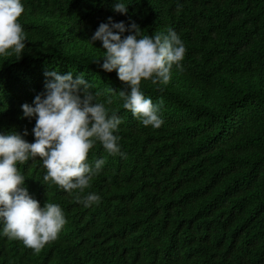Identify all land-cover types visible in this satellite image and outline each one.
<instances>
[{
	"label": "trees",
	"instance_id": "1",
	"mask_svg": "<svg viewBox=\"0 0 264 264\" xmlns=\"http://www.w3.org/2000/svg\"><path fill=\"white\" fill-rule=\"evenodd\" d=\"M117 2L127 14L113 11ZM21 3L26 47L18 60L0 56V134L27 129L34 142L36 117L21 105L45 90V71L71 72L121 118L123 155L90 149L91 166L105 160L82 194L101 197L90 207L75 201L78 190L44 182L39 158L18 164L32 198L60 205L67 222L37 254L0 221V264H264V0ZM110 16L135 21L141 36L172 29L184 43L183 71L173 65L167 85L141 81L161 105L158 129L122 107L126 86L100 67L106 50L90 37Z\"/></svg>",
	"mask_w": 264,
	"mask_h": 264
},
{
	"label": "clouds",
	"instance_id": "2",
	"mask_svg": "<svg viewBox=\"0 0 264 264\" xmlns=\"http://www.w3.org/2000/svg\"><path fill=\"white\" fill-rule=\"evenodd\" d=\"M113 11L127 14L125 3L112 5ZM179 9V6H178ZM24 12L21 0H0V56L17 60L26 47V35L18 18ZM129 19H131L129 17ZM142 29L132 21L115 22L108 17L100 23L90 41H101L106 51L100 67L105 72L116 70L118 79L126 86L119 91L122 107L131 111L144 126L160 128L164 123L159 115L161 105L153 104L140 90L142 80L153 85H167L171 80L173 65L183 71L182 61L186 48L172 29L167 34L141 36ZM128 32L127 35H124ZM99 64V59L94 61ZM44 91L32 103L21 105L23 117H36L32 129L34 142L26 141L14 131L0 134V221L2 234L11 240H20L26 247L39 253L46 244L55 241L66 224L60 205L40 202L32 198L24 187L25 177L17 165L39 158L46 174L44 182H51L68 192L78 190L74 199L90 207L99 204L101 197L89 192L91 181L102 170L104 159L88 163V153L99 142L110 155H123L118 143L121 118L103 103H94L98 93L83 75L71 72L45 71ZM130 89V90H128ZM127 90V91H126ZM107 91L113 92L110 88ZM112 104V98L107 99Z\"/></svg>",
	"mask_w": 264,
	"mask_h": 264
}]
</instances>
